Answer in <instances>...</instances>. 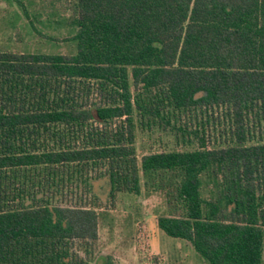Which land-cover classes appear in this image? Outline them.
<instances>
[{"label": "trees", "instance_id": "trees-1", "mask_svg": "<svg viewBox=\"0 0 264 264\" xmlns=\"http://www.w3.org/2000/svg\"><path fill=\"white\" fill-rule=\"evenodd\" d=\"M56 1L75 54L0 52V264H97L143 190L209 264H264V0Z\"/></svg>", "mask_w": 264, "mask_h": 264}, {"label": "rangeland", "instance_id": "rangeland-1", "mask_svg": "<svg viewBox=\"0 0 264 264\" xmlns=\"http://www.w3.org/2000/svg\"><path fill=\"white\" fill-rule=\"evenodd\" d=\"M22 1L26 4L32 22L26 17L24 7L21 5ZM62 13L65 14L63 17L69 15L65 5L57 1L56 5L52 6L51 0H0V52L13 51L54 55L75 54L77 50L76 42L64 39L67 35V29L64 24H60L63 18L61 16ZM152 136L156 139L161 136L164 141H168L171 138L164 131L153 133ZM147 140H149L147 135L144 136L138 132L137 147L139 157L145 154L143 145L148 144ZM149 143L153 145L154 142L153 140H149ZM157 145L155 143L153 145L155 151L160 150ZM94 191L103 203H106L110 196L108 180L96 181ZM150 195L153 196L149 197L151 202H148V195L144 190L139 195L141 196V200L135 194L121 193L117 195L114 205H111L109 208L107 206L103 208L111 216L106 222L105 216L101 219L97 256L104 253L110 254L108 258L111 264L132 262L135 256L132 246L137 245L138 236L139 240H142L139 241L138 245L140 250L136 251L140 253L144 250L146 243L141 236V227L136 228L134 226L135 219L137 218L135 212L140 209H147L152 213L151 215L160 216L165 214L167 210L165 204L166 198L163 194L150 193ZM140 206H145L146 208H139ZM132 213L135 214L133 215ZM193 252L201 264H209L197 254L195 248ZM139 257V260L142 261L140 264H147V257ZM101 262V259L97 260V264H102Z\"/></svg>", "mask_w": 264, "mask_h": 264}, {"label": "crops", "instance_id": "crops-1", "mask_svg": "<svg viewBox=\"0 0 264 264\" xmlns=\"http://www.w3.org/2000/svg\"><path fill=\"white\" fill-rule=\"evenodd\" d=\"M152 194V193H151ZM147 201L151 202L149 199L150 193H147ZM139 198L141 196L136 195ZM141 200V198H140ZM143 202V201H142ZM146 204V203H145ZM166 204V209H167V203ZM163 207V206H162ZM139 208H146L145 206H140ZM106 210V209H105ZM102 209V217L105 216V222L107 219L111 216L109 215V212L105 211ZM141 210V209H140ZM138 210L135 213L137 214V218L135 219L134 226L136 228H143V231L145 234H147V238H143L145 241L146 245L144 250H142L140 253H138L136 250H140L139 248V236L137 237V245L132 246L134 260L132 262H127L124 264H140L142 262L139 260V256H145L148 258L149 257H157L158 262L154 264H199L200 261L197 260V258L194 255V246L191 242H189L186 239L183 238H175L167 235L163 230H161L158 227L157 224V218L158 216L149 212V210L144 209V210ZM135 213H132L133 215ZM166 213V212H165ZM131 214V215H132ZM150 217V218H149ZM149 218V219H148ZM101 224V223H100ZM101 226V225H100ZM100 241V239H99ZM139 256H137V255ZM110 255V254H109ZM108 253H104L103 255H99V259H101L102 264H106V259L108 258ZM136 258V259H135ZM146 264V263H145ZM148 264V262H147ZM201 264V263H200Z\"/></svg>", "mask_w": 264, "mask_h": 264}]
</instances>
